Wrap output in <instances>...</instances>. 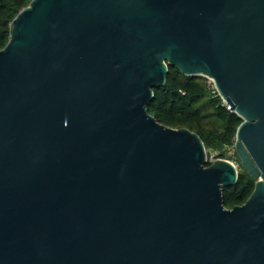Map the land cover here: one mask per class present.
<instances>
[{
  "label": "water",
  "instance_id": "1",
  "mask_svg": "<svg viewBox=\"0 0 264 264\" xmlns=\"http://www.w3.org/2000/svg\"><path fill=\"white\" fill-rule=\"evenodd\" d=\"M0 49V264H264V0H31ZM215 80L256 179L149 112Z\"/></svg>",
  "mask_w": 264,
  "mask_h": 264
},
{
  "label": "trees",
  "instance_id": "2",
  "mask_svg": "<svg viewBox=\"0 0 264 264\" xmlns=\"http://www.w3.org/2000/svg\"><path fill=\"white\" fill-rule=\"evenodd\" d=\"M30 1L0 0V49L11 37L13 19ZM168 72L165 84L154 88L155 99L148 104V110L162 124L174 128L187 127L200 135L207 150L208 165H211L210 150L230 148L243 119L228 108L219 92L208 88L206 76H188L170 65ZM234 152L242 170L238 171V182L223 189L227 208L245 203L256 184V179L242 167L235 149ZM220 155L226 157L225 151Z\"/></svg>",
  "mask_w": 264,
  "mask_h": 264
},
{
  "label": "rangeland",
  "instance_id": "3",
  "mask_svg": "<svg viewBox=\"0 0 264 264\" xmlns=\"http://www.w3.org/2000/svg\"><path fill=\"white\" fill-rule=\"evenodd\" d=\"M221 151H225V156L226 157H223L220 155V152ZM209 158L210 160L213 162V163H216L218 159L222 158V159H226V160H229L231 162H233L236 167L238 168V171L240 172L242 170L241 166L238 164L237 160H236V155H235V152L231 149V148H228V147H224L223 149H221L220 151L218 150H213L211 149L210 150V155H209Z\"/></svg>",
  "mask_w": 264,
  "mask_h": 264
},
{
  "label": "built area",
  "instance_id": "4",
  "mask_svg": "<svg viewBox=\"0 0 264 264\" xmlns=\"http://www.w3.org/2000/svg\"><path fill=\"white\" fill-rule=\"evenodd\" d=\"M206 78H207V86H208V88H210L213 92H215V91H217V92H219L218 91V87H216V83H215V80L213 79V78H211V77H208V76H206ZM226 104V103H225ZM228 105V108L230 109V105L229 104H227ZM235 145H236V140H235V142L233 143V145H231L230 146V148L234 151V149H235ZM231 162V161H230ZM233 163V162H232ZM234 164V163H233Z\"/></svg>",
  "mask_w": 264,
  "mask_h": 264
}]
</instances>
